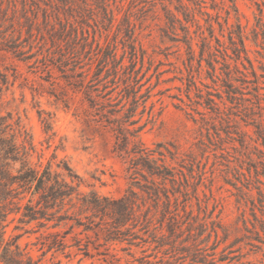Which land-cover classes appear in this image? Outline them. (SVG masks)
I'll use <instances>...</instances> for the list:
<instances>
[{
	"label": "rangeland",
	"instance_id": "obj_1",
	"mask_svg": "<svg viewBox=\"0 0 264 264\" xmlns=\"http://www.w3.org/2000/svg\"><path fill=\"white\" fill-rule=\"evenodd\" d=\"M215 1L205 0L201 9L199 1L182 0L201 24L208 18L204 11L220 12L224 29L215 18L214 33L230 47L225 7L231 2ZM235 2L237 11H232L229 21L234 27L242 26L248 56L261 76L264 106V0ZM77 4L84 8V19L76 23L78 36L54 18L44 22L40 13L32 47H25L27 58L0 50V73L9 80L3 89L4 110L12 112L32 136L33 162L45 164L56 155L54 166L67 160L82 176L84 190L122 196L132 181L128 161L115 151V134L95 119L84 88L77 84H144L142 92L149 97L145 112L137 115L143 126L140 138L152 148L163 143L176 152L174 159L168 155L167 163L178 173V185L184 184L185 177L190 179L189 194H179L181 201L187 198L179 207L180 228L174 234L164 229L167 244L165 253H159L161 264H191L197 252L207 260L194 264H264V184L260 181H264V158L262 163L257 149L264 151V144L254 123H264V109L257 106L252 85L244 94L229 98L223 82L210 76L207 61L200 63L195 25L189 24L194 56L186 43L165 36L168 22L163 7L176 11L179 0H109L113 21L104 19L100 0H77ZM130 36L138 50L133 65L130 48L125 46ZM183 36L178 30V38ZM114 48L116 58L106 60L104 55ZM118 62L124 66L115 73ZM209 98L220 106V114L212 110ZM48 116L50 131L43 122ZM238 186L249 196L243 198ZM17 225L18 215L11 214L6 239L17 238L21 248L41 264H108L94 251L86 256L74 246L65 252H44L38 234ZM66 243L73 241L68 237Z\"/></svg>",
	"mask_w": 264,
	"mask_h": 264
},
{
	"label": "trees",
	"instance_id": "obj_2",
	"mask_svg": "<svg viewBox=\"0 0 264 264\" xmlns=\"http://www.w3.org/2000/svg\"><path fill=\"white\" fill-rule=\"evenodd\" d=\"M190 1L195 4L199 1L201 9L205 3V0ZM229 1L231 4L225 7V23L230 47L214 33L212 22L215 18L221 31L224 29L220 12L213 15L204 11L208 18L206 24H201L194 11L182 0H179L176 11L167 5L163 7L168 22L163 31L172 40L186 43L188 52L194 56L192 42L195 38L189 24L195 25L194 32L201 43L200 63L207 61L214 81L223 82L231 99L237 93L244 94L243 90L252 85L258 98L257 106L264 109L260 102L261 76L248 56L241 24L234 27L229 21L232 11H237L235 0ZM100 4L104 19L113 21L115 15L109 7V0H100ZM83 10L77 0H0V50L11 52L18 58H27L25 47H32L35 30L40 26V13L44 22L49 23L54 18L65 30L70 27L78 36L76 23L84 19ZM178 30L184 34L182 40L178 38ZM134 42L132 36L125 42V46L130 48L132 65L138 61ZM97 44L102 47L100 42ZM115 49L104 55L106 60L116 58ZM217 64L222 66L217 67ZM122 66L118 62L115 73ZM8 82V75L0 73V263L41 264L21 248L17 238L6 239L11 214L18 215L17 227L38 234L42 249L46 248L44 252H65L67 247L74 246L86 256L94 251L108 264L163 263L159 253H165L163 247L167 244L164 229L167 227L174 234L180 228L179 207L187 198L181 201L179 194L184 197L189 194L190 179L185 177L181 185L184 188H181L178 173L167 163L168 155L174 159L176 152L163 143L152 148L140 138L143 126L139 124L141 117L137 118V115L145 112L149 97L148 92H142L144 84H102V87L99 84H77L84 88L95 119L115 134V151L128 161L131 185L122 196L113 197L95 189L84 190L82 176L67 160L61 159L54 166L56 155L45 164L33 162L36 146L32 136L19 119H14L12 112L4 110L3 89ZM209 101L215 114H220L217 102L213 98ZM141 107L143 109L139 111ZM202 115V121H206ZM43 122L46 131H50V117H45ZM254 123L264 144V123L257 120ZM257 149L263 163L264 151ZM260 181L264 184L263 180ZM238 189L243 198L249 196L243 186H238ZM183 209L186 210L185 204ZM68 237L73 241L70 245L66 243ZM205 256L201 252L194 253L191 264L206 262Z\"/></svg>",
	"mask_w": 264,
	"mask_h": 264
}]
</instances>
